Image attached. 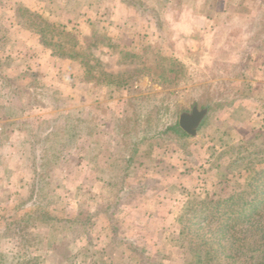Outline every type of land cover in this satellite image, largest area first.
Wrapping results in <instances>:
<instances>
[{"label": "rangeland", "instance_id": "obj_1", "mask_svg": "<svg viewBox=\"0 0 264 264\" xmlns=\"http://www.w3.org/2000/svg\"><path fill=\"white\" fill-rule=\"evenodd\" d=\"M35 1L0 0V264L230 254L210 231L219 201L264 170V85L248 82L264 77V0H55L53 17ZM195 106L208 113L184 135L175 124Z\"/></svg>", "mask_w": 264, "mask_h": 264}, {"label": "trees", "instance_id": "obj_2", "mask_svg": "<svg viewBox=\"0 0 264 264\" xmlns=\"http://www.w3.org/2000/svg\"><path fill=\"white\" fill-rule=\"evenodd\" d=\"M36 19L39 20V22L42 24H48L39 17H37ZM40 26L41 25H39L36 22L34 26H32V31L40 36V40L41 42H43V44H48V38L47 36H45V33L43 32L45 30L43 28L45 27H40ZM51 43L52 42H49V44ZM70 58L74 59L73 56H71ZM1 65L2 63L0 62V68ZM175 125L177 127V130L179 132H182V129L179 125V121L176 122ZM171 128L173 127L171 126ZM182 133L186 135L184 132ZM139 134L141 139H143V133L140 130H139ZM135 140L137 142L140 141L138 140L137 136ZM137 142L132 146L134 150L133 154L129 156V158L127 159V163L129 164L127 166V169H129L131 165H135L134 156H136L138 153L136 150ZM255 179L258 182L254 184H250V187L248 186L240 194L232 195L224 200L219 201L217 211L222 212L223 213L222 215L226 217L223 218L222 220L216 218L215 222L217 225L214 228L217 230L211 229L210 226V223L214 222V220L212 221L207 220L206 225L201 228L202 230L211 229L210 232H217V233L221 232V234L224 235L223 237H225V239L227 240L232 238L231 242L229 241L226 244H223L222 246L229 248L231 251V252L229 251L230 254H228V251L225 254L223 252L218 253L216 256L211 258V260L215 261V263L213 264H264V170L258 172ZM127 189L124 187H120L116 191L112 199H110L107 204H104V206H102L103 208L102 213L107 215L108 217H111L112 212L115 209H117L120 205H122L123 202H126L125 200L130 194H133L135 191L141 190L142 186L141 185L129 186ZM200 204H202V202H200ZM50 218L51 215L48 213H41L38 215V221H43ZM26 220H27L26 218H21L19 222L26 223V225H29V227H35L34 224L30 225L29 221L36 222L37 221L36 218H30L27 221ZM77 221H79V217L75 221H73V223H76ZM221 222H226V223H221ZM82 223L85 224L86 220H83ZM200 223H202L201 220ZM200 223L198 225H200ZM113 229L116 230L115 228ZM21 235L26 241L27 235L32 236L33 234H28V232H23L21 233ZM215 235L217 236L215 237V240L212 243L216 246V244H219L221 242L220 241L221 235L220 234H215ZM236 236H239L237 238L240 243L239 245L238 242L235 240ZM211 249H215V248L211 247ZM68 257L71 259L72 258L71 254ZM36 260L37 258H31L30 261L34 262ZM229 260H231L232 262H230ZM97 262L100 264H105V262L103 261V257H100L97 260Z\"/></svg>", "mask_w": 264, "mask_h": 264}, {"label": "water", "instance_id": "obj_3", "mask_svg": "<svg viewBox=\"0 0 264 264\" xmlns=\"http://www.w3.org/2000/svg\"><path fill=\"white\" fill-rule=\"evenodd\" d=\"M208 113L207 109H199L195 106L191 112H184L180 115L179 125L181 129L190 136H196L198 128Z\"/></svg>", "mask_w": 264, "mask_h": 264}, {"label": "crops", "instance_id": "obj_4", "mask_svg": "<svg viewBox=\"0 0 264 264\" xmlns=\"http://www.w3.org/2000/svg\"><path fill=\"white\" fill-rule=\"evenodd\" d=\"M22 1V0H21ZM46 0H37V1H35L36 3H38V5L39 4H41L42 3V5H44V2H45ZM34 2V1H33ZM49 2H52V6L54 7V9H51L50 10V15L53 17L55 14H56V12H57V10L58 9H60V7H62V6H60L61 4L59 3V4H56V2H55V0H47L46 1V3H48V4H46V5H50L49 4ZM67 2H71L70 0H67ZM72 3H73V1H72ZM17 4L18 5H20V2H19V0H17ZM42 5H41V7H42ZM48 7V6H47ZM57 9V10H56ZM46 10V9H45ZM198 14V13H197ZM49 15V16H50ZM199 17L201 16V15H198ZM197 16V17H198ZM51 18V17H50ZM203 20L202 21H206L207 23H209L208 24V27L210 28V33H211V24H210V22H214V19H212V17H208V16H205L204 18H202ZM48 21V20H47ZM210 33H208L207 35H210ZM211 36V35H210ZM20 37V36H19ZM211 42V39L209 40V43ZM259 74H260V76H259ZM254 78H252L251 80H249L248 82H250L251 84H249V85H251L250 87H257V86H259L260 84H263L264 85V77H263V74H262V72H260V69H258L257 68V70H255V72H254Z\"/></svg>", "mask_w": 264, "mask_h": 264}]
</instances>
